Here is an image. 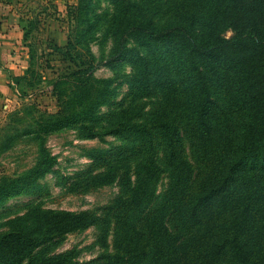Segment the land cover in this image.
Returning a JSON list of instances; mask_svg holds the SVG:
<instances>
[{
  "label": "rangeland",
  "instance_id": "obj_1",
  "mask_svg": "<svg viewBox=\"0 0 264 264\" xmlns=\"http://www.w3.org/2000/svg\"><path fill=\"white\" fill-rule=\"evenodd\" d=\"M129 1L126 6L120 3L126 0H84L83 8L76 9L78 0H0V5L22 16L27 27L32 23L27 44L35 50L19 53L22 65L8 75L7 100L0 106V264H29L30 256L35 258L32 264L92 260L100 264L104 256L118 253L128 238L138 243L134 242L142 264L163 252L162 264L190 260L186 252H199V258L208 255L206 236L183 247L194 240L197 227L168 242L175 223L156 212L169 186L167 172L158 170L154 190L139 195L132 191L136 182L132 160L127 179L116 172L111 183L91 182L105 171V159L129 155L125 135L108 134V125L126 109L150 118L147 115L161 101L159 95L138 100L129 96L134 68L130 60L116 59L113 26L125 12L140 8L160 22L170 14V6L162 0ZM89 79L95 80L96 89H90ZM230 109L236 112L233 105ZM91 124L98 131L95 138L86 135ZM212 124L221 127V118ZM234 127L240 128L239 122ZM187 161L194 171L190 183L195 184L199 170L189 154ZM249 183L254 188L249 199L264 207V174H256ZM132 194L133 199L139 196L148 202L134 203ZM132 211L134 219L128 217ZM222 213V217L230 215L227 210ZM75 214H91L97 221L71 230L70 218ZM205 225V234H211L212 222ZM41 233L45 237L23 258L19 244ZM249 248L252 261L263 262L264 230L250 238ZM59 256L62 261L53 262ZM155 264H161V257Z\"/></svg>",
  "mask_w": 264,
  "mask_h": 264
},
{
  "label": "trees",
  "instance_id": "obj_2",
  "mask_svg": "<svg viewBox=\"0 0 264 264\" xmlns=\"http://www.w3.org/2000/svg\"><path fill=\"white\" fill-rule=\"evenodd\" d=\"M161 2L170 6V14L160 22L142 8L114 20V55L117 60H130L134 68L129 96L138 100L159 95L161 101L147 115L150 118L126 109L108 125V134L125 135L129 155L105 159V171L91 182L111 183L116 172L127 179L132 160L136 179L132 191L139 195L154 190L158 170L167 172L169 186L155 209L165 221L170 218L175 223L168 242L194 227V240L183 247L202 242L204 236L203 241L209 242L207 257L185 250L190 260L181 259L180 264H264V259L252 261L249 248L250 238L264 230V207L249 199L254 189L249 188V181L264 174V0ZM120 3L130 5L129 0ZM83 4L84 0H78L74 8ZM29 34L30 30L24 32V41ZM129 43L132 47H127ZM28 47L30 53L35 52L29 43ZM88 85L96 89L94 79ZM218 116L221 127L212 124ZM85 129L87 137H97L92 124ZM188 154L199 170L195 184L190 183L194 171ZM134 196V203L144 206L148 202ZM224 210L230 215L222 217ZM131 213L128 217L134 219ZM96 221L91 214H75L69 228L82 229ZM206 222L213 224L211 234L204 232ZM20 235L16 234V240ZM43 237L41 233L19 244L23 258L30 256ZM134 242L138 244L128 238L118 253L104 256L100 264H142ZM165 255L159 256L161 264ZM159 257L150 256L147 264H155ZM34 260L30 256L29 264ZM61 261L60 256L53 259Z\"/></svg>",
  "mask_w": 264,
  "mask_h": 264
},
{
  "label": "crops",
  "instance_id": "obj_3",
  "mask_svg": "<svg viewBox=\"0 0 264 264\" xmlns=\"http://www.w3.org/2000/svg\"><path fill=\"white\" fill-rule=\"evenodd\" d=\"M24 23L22 16L13 13L7 5H0V106L7 100L5 92L9 81L8 75L22 65L20 63L23 60L19 53L24 52L25 48L29 49L28 41L23 40V34L26 30L31 32L33 26L31 23L30 27H27Z\"/></svg>",
  "mask_w": 264,
  "mask_h": 264
}]
</instances>
